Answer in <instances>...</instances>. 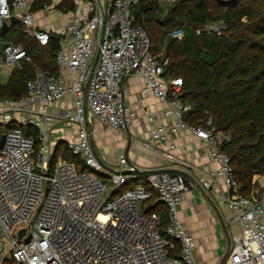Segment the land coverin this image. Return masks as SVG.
<instances>
[{
  "label": "built area",
  "instance_id": "1",
  "mask_svg": "<svg viewBox=\"0 0 264 264\" xmlns=\"http://www.w3.org/2000/svg\"><path fill=\"white\" fill-rule=\"evenodd\" d=\"M140 1L79 0L56 34L55 72L33 64L26 94L0 101V234L5 236L0 264H196L194 238L178 213L189 185L186 177L163 171L141 174L123 154L107 167L92 146L95 123L119 133L137 123L122 91L124 79L132 75L140 79L142 95L164 103L162 115L175 119L174 124H155L141 148L150 153L159 143L165 147L164 160L175 162L168 136L184 128L206 145L217 165L202 187L222 181V202L236 227L221 264H264V170L253 176L251 194L243 195L221 150L226 135L209 129L210 117L204 127L183 121L190 106L179 99L182 80L163 77L168 59L151 54L148 33L134 22L132 9ZM155 1L169 5L177 0ZM11 10L22 11L25 32L41 46L48 44V31L32 29L27 0H0V28ZM205 29L220 35L225 25L217 22ZM169 36L181 39L183 31L174 29ZM21 61L31 62L23 46L7 42L0 67L14 68ZM68 94L71 105L52 113L50 106ZM147 119L155 120L150 113ZM57 122L75 126L74 136L63 142L85 170L79 171L74 160L52 159L61 142L52 140ZM137 177L151 190L142 183L126 188ZM152 192L166 208L163 234L158 214L142 210Z\"/></svg>",
  "mask_w": 264,
  "mask_h": 264
},
{
  "label": "trees",
  "instance_id": "2",
  "mask_svg": "<svg viewBox=\"0 0 264 264\" xmlns=\"http://www.w3.org/2000/svg\"><path fill=\"white\" fill-rule=\"evenodd\" d=\"M48 2L34 0L31 10ZM59 7L72 10L73 1L65 0ZM132 13L134 22L148 33L150 44L160 47L151 54L168 59L163 77L182 80L179 99L190 106L183 121L204 127L211 118L209 129L227 137L221 150L230 159L240 192L250 195L253 176L264 170V0H177L167 5L163 15L158 2L141 0ZM217 22L225 25L220 35L205 29ZM177 28L183 31L181 39L169 36ZM11 33L16 34L10 38ZM3 40L21 44L31 58V62L21 61L14 67L4 83L0 81V101H15L27 92L26 84L34 76L33 64L55 72L59 43L50 38L41 46L21 23L12 24ZM26 133L36 135L29 129ZM58 156L74 160L79 171L86 169L79 157L66 150L64 142L57 143L52 159ZM133 184L136 179L128 182ZM142 184L151 190L144 180ZM142 210L158 214L163 234L166 208L154 192Z\"/></svg>",
  "mask_w": 264,
  "mask_h": 264
},
{
  "label": "crops",
  "instance_id": "3",
  "mask_svg": "<svg viewBox=\"0 0 264 264\" xmlns=\"http://www.w3.org/2000/svg\"><path fill=\"white\" fill-rule=\"evenodd\" d=\"M27 1L33 16L32 29L46 30L51 36L57 37V32L66 23L72 11L59 7L65 0H49L48 4L35 10H31L34 0ZM72 1L75 5L79 0ZM20 14V10H11V16L20 19ZM1 40L3 38H0ZM55 40L57 41L58 37ZM12 69L8 66L0 67V74L6 77L5 81ZM122 91L125 103L135 111L138 121L126 133L109 130L104 125L95 123L96 131L91 135V143L96 155L107 167L114 165L117 156L123 154L140 171L171 169V173L184 175L189 185L182 193L178 213L187 232L194 238L195 263L220 264L231 245L230 239L236 227L230 221L229 213L222 202V181L217 179L216 183L202 187V181L208 179V173L217 168L207 153L206 145L186 129L180 128L168 136L175 146L172 151L175 162L164 160L165 147L159 143L154 144L150 153L144 151L140 144L149 137L152 127L155 124H174L175 119L162 115L164 103L152 96L142 95L138 77H126L122 83ZM71 100L72 97L66 95L62 101L51 105L50 111L57 113L60 109L70 106ZM149 113L154 115L153 123L147 119ZM74 134V125L57 122L52 140L54 144L57 140L63 142Z\"/></svg>",
  "mask_w": 264,
  "mask_h": 264
},
{
  "label": "water",
  "instance_id": "4",
  "mask_svg": "<svg viewBox=\"0 0 264 264\" xmlns=\"http://www.w3.org/2000/svg\"><path fill=\"white\" fill-rule=\"evenodd\" d=\"M16 23H20V19L15 17V16H10L8 22L7 21H4L2 23V26L0 28V38H3L6 31L8 30L9 28V25H12V24H16ZM53 38L57 39L56 36H52ZM7 45V42L4 41V40H1L0 41V54H2V50L3 48ZM2 142H3V136L0 137V147L2 146ZM158 171H163V172H172L171 169H159V170H142V171H138L137 172H140L141 174H149V173H154V172H158ZM184 176V175H183ZM24 233V230H21L20 233H19V237L22 236ZM221 264V263H220Z\"/></svg>",
  "mask_w": 264,
  "mask_h": 264
},
{
  "label": "rangeland",
  "instance_id": "5",
  "mask_svg": "<svg viewBox=\"0 0 264 264\" xmlns=\"http://www.w3.org/2000/svg\"><path fill=\"white\" fill-rule=\"evenodd\" d=\"M166 7H167V5L161 4V13H160L161 15L164 14ZM15 34L16 33H11L10 34V38L13 37V36H15ZM156 50H160V47L159 46L154 47V45H151L150 52L152 54H154ZM158 54L160 55V53H158ZM5 79H6V77L3 74H0V80L1 81H5ZM59 157H61V156H59ZM107 172H109V171L107 170ZM143 180H144L143 178L137 177L136 178V184L143 183ZM106 181L109 183V180H106ZM130 186H132V185H128L126 188H130ZM4 238H5L4 234H0V240H2Z\"/></svg>",
  "mask_w": 264,
  "mask_h": 264
}]
</instances>
